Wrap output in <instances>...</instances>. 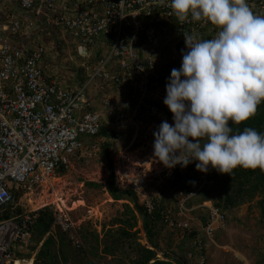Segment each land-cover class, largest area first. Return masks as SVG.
Instances as JSON below:
<instances>
[{"label":"built area","instance_id":"built-area-1","mask_svg":"<svg viewBox=\"0 0 264 264\" xmlns=\"http://www.w3.org/2000/svg\"><path fill=\"white\" fill-rule=\"evenodd\" d=\"M247 2L264 14V0ZM216 31L210 23L179 22L168 0H0V264H34L36 252L29 259L21 254L33 245L35 213L44 206L31 209L30 202L59 179L60 167L72 166L75 153L86 149L82 140L96 137L103 125L109 132L131 129V142L114 156L116 184L153 210L140 193L154 176L172 180L175 167L150 170L151 158L139 154L153 146V133L170 111L163 102L166 83L181 65L184 33L210 39ZM42 34L52 39L45 43ZM60 36L75 43L84 81L71 73L77 81L70 83L56 66L46 67ZM191 184L187 197L211 182L196 169ZM184 201L166 224L180 239L203 233L192 237L188 253L191 264H203L202 251L214 244L225 219L203 203L209 222L194 230ZM53 211L55 224L69 230V220Z\"/></svg>","mask_w":264,"mask_h":264},{"label":"clouds","instance_id":"clouds-1","mask_svg":"<svg viewBox=\"0 0 264 264\" xmlns=\"http://www.w3.org/2000/svg\"><path fill=\"white\" fill-rule=\"evenodd\" d=\"M168 7L181 23H210L217 31L210 39L184 33L186 51L182 50L180 67L171 70L163 101L173 118L167 113L153 133L154 159L169 169L177 165L186 168L195 162L196 169L206 175L210 168L221 174H231L237 167L264 171V133L252 127L234 132L229 123L238 126L246 122L264 102V14L255 13L247 0H168ZM167 119H173V123ZM122 130L110 133L125 137L131 131L130 128ZM198 193L179 198V208L185 199L183 206L190 210L192 228L200 227L197 223L203 227L208 224L207 211L200 207L208 202L223 214L225 228L228 214L213 200L190 208L185 205ZM255 199H259L258 203L264 201V193ZM201 216L206 219L205 223ZM224 228L215 232L214 244L202 251L203 264L219 257L217 237ZM198 234L203 236L194 231L190 237ZM183 239L177 235L178 243ZM190 244L189 251H192ZM232 257L243 263L236 253ZM157 258L162 260L163 255Z\"/></svg>","mask_w":264,"mask_h":264},{"label":"trees","instance_id":"trees-1","mask_svg":"<svg viewBox=\"0 0 264 264\" xmlns=\"http://www.w3.org/2000/svg\"><path fill=\"white\" fill-rule=\"evenodd\" d=\"M67 37L65 36L64 39L60 36V38L53 40V44L50 46L51 55L54 53L56 55L46 62L47 68L56 66L57 71L59 69L61 74L63 71L69 70L63 66V71H61L60 67H57L59 66L60 53L71 50L74 57L73 50L76 47L75 43ZM51 39L52 37L42 34L43 42L48 43ZM82 61L84 60L78 57V61L75 63L79 64ZM79 66L76 65L70 71L77 73L79 80L84 81V70ZM167 116L173 118L170 111H168ZM229 123L234 132L243 131L245 127H252L258 132L264 133V102L258 106L255 115L246 122L238 126ZM130 133L131 131L125 137L121 133H110L107 127L103 125L96 137L82 140L86 149L77 151L73 159V162L80 160L85 152H90L89 146H99L100 159H102V163L109 173L106 191L112 200L121 202L123 208L121 215L112 222V226L115 228L106 229L105 226H102L100 238L96 232L81 227L78 230L80 242L73 247L70 236L72 228L64 231L59 224H55L56 217L53 208L46 206L35 213V222L30 235V241L33 245L28 246L26 252L21 254L24 258L29 259L32 253L36 252L34 264H68L71 255L73 264H99L98 262L85 261L87 255L105 261V264H191L188 253L192 237L186 235L184 241H180L176 245V238L179 233L172 231L166 222L167 217L177 216L180 210L179 198L181 195L186 196L187 193L194 190L191 181L196 170V164L193 162L186 168L179 165L174 168L173 179H164L160 197L151 200L153 210L149 213L139 202L136 193L118 187L112 160L108 155L110 148L117 151L127 146L131 139ZM67 171L68 168L62 166L57 173L62 176ZM206 176L211 184L205 185L197 196L185 202L188 208L194 204L213 200L218 208L225 214H229L243 204L252 202L258 194L264 193V171L259 168L237 167L231 174H221L210 168ZM87 185L96 186L94 183ZM258 205L264 214V201H260ZM201 218L205 223L206 219L203 216ZM138 225L140 228H137ZM53 230L55 233H52ZM141 232L145 237L146 244L140 242ZM161 246H165L166 249L162 251L164 252L162 260L157 258V251L162 250Z\"/></svg>","mask_w":264,"mask_h":264},{"label":"rangeland","instance_id":"rangeland-1","mask_svg":"<svg viewBox=\"0 0 264 264\" xmlns=\"http://www.w3.org/2000/svg\"><path fill=\"white\" fill-rule=\"evenodd\" d=\"M67 38L71 39L69 36ZM73 52L74 57L71 50L60 53L59 66H57L58 68H63L64 66L65 69L69 70L63 71L61 69L63 75L67 72L65 74H67L70 83L77 81L76 75H71L70 71L76 67L77 63L75 62L78 61L75 48ZM166 121L170 124L172 123L169 119ZM145 149L140 152L139 157L146 158V161L151 158L152 166L150 170H158L162 163L154 159L153 146ZM99 150V146H97L95 152H85L80 160H75L72 163V166L64 175L60 176L59 179L53 180L47 190L45 189L43 194L36 198V201L30 202L31 209L49 206L61 212V216L69 220L72 228L70 236L73 247L80 242L78 230L81 227L96 232L101 238L102 226H105L106 229L115 228L112 226V222L123 212L122 203L112 200L106 191L109 173L102 163V159H100ZM108 155L112 159L115 155V150L113 151V148H110ZM88 183H94L96 186L90 187L87 185ZM162 189L163 181H160L158 176H154L147 182V187L140 193V198L142 200L143 197H146L152 200L160 197ZM258 200L254 199L252 202L245 203L227 215L228 222L224 230L218 232L217 237V242L220 245V248L217 249L219 257L211 259L209 264H239L237 259L231 258V256H235L232 250H236L237 253L246 257L249 264H264L262 262L264 260V214L261 212ZM139 202L141 203L142 201L139 200ZM137 228H140V226L138 225ZM52 233H55L54 230ZM140 237V242L146 244L142 232ZM176 242L178 243L179 240H176ZM228 247L232 249L230 250ZM160 248L162 250L157 251L158 257L163 255L164 252L162 251L165 246ZM216 254L218 255V252ZM85 258V261L105 264V261L89 255ZM73 263L71 255L68 264ZM240 264L242 263L240 262Z\"/></svg>","mask_w":264,"mask_h":264},{"label":"crops","instance_id":"crops-1","mask_svg":"<svg viewBox=\"0 0 264 264\" xmlns=\"http://www.w3.org/2000/svg\"><path fill=\"white\" fill-rule=\"evenodd\" d=\"M234 253H237V251H235ZM239 258L243 260V263L242 264H249V261L246 260V257H244L243 255H241L240 253H237ZM238 263L240 264L239 260H237Z\"/></svg>","mask_w":264,"mask_h":264}]
</instances>
